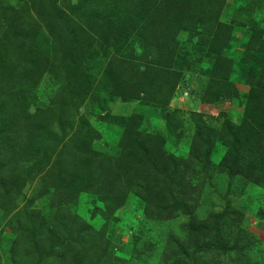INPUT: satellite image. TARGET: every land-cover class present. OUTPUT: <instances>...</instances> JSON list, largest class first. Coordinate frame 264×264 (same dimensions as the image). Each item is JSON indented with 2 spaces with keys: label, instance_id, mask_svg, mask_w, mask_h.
Segmentation results:
<instances>
[{
  "label": "rangeland",
  "instance_id": "374dc122",
  "mask_svg": "<svg viewBox=\"0 0 264 264\" xmlns=\"http://www.w3.org/2000/svg\"><path fill=\"white\" fill-rule=\"evenodd\" d=\"M177 1L0 0V264H264V0Z\"/></svg>",
  "mask_w": 264,
  "mask_h": 264
},
{
  "label": "trees",
  "instance_id": "16d2710c",
  "mask_svg": "<svg viewBox=\"0 0 264 264\" xmlns=\"http://www.w3.org/2000/svg\"><path fill=\"white\" fill-rule=\"evenodd\" d=\"M176 3V5L177 6H175V7H177V9L178 8H183L184 6H182L183 4V2H180V4H178V1L177 0H174V2H173V5ZM165 5H162L161 6V8H160V11L162 10V8L164 7ZM160 11H158L159 13H160ZM159 13H157V16L159 15ZM182 13H183V11H182ZM42 14H44V13H42ZM56 15V14H55ZM57 16V15H56ZM183 17V16H182ZM177 20V19H176ZM177 21H179V20H177ZM220 27H223L222 26V24H220ZM173 31L175 32V33H177L178 32V30H177V28H175V29H173ZM177 31V32H176ZM36 55H37V52H35V55H34V58H32V59H29V62H30V64H32V66L34 67V69H36L37 67H38V63H37V58H36ZM4 66L5 67H11V70H5V67L4 68H2L1 70H0V80L1 81H3V82H5V78H4V76H3V74H2V72H4V71H9V72H11L12 74H13V76H14V73L12 72V70H13V68H16L17 66L16 65H13L11 62H4ZM3 67V66H2ZM138 85H140V84H138ZM133 87H137L136 86V84H134V83H132L131 85H129V91L127 92V93H129V96H131V98H133V97H136L137 96V94L135 93V92H137L136 90H135V88H133ZM137 88H139V87H137ZM137 98V97H136ZM20 100V102H18V105H16V107L18 108V109H20V110H22V111H24V113H29V109H28V107H27V103H26V98L25 97H22L21 99H19ZM0 105H4V111L6 110V104H0ZM3 111V112H4ZM3 112H0V113H3ZM29 116L30 117H32L33 118V120H34V122H32V123H27V125L25 126V131L27 132V133H29V140H28V142L30 143H37L39 140H42V137H41V130H42V124H41V122H39L38 120H36V115H34V114H32V113H30L29 114ZM127 133H128V131H127ZM137 135L138 134H136V136H135V134L133 133L131 136H130V139L129 140H133V142H137L136 140H137ZM146 138H144L143 140H141V141H144ZM133 142H132V145H133ZM130 145H131V142H130ZM135 149V151H138V148H134ZM45 163L46 162H44V165H45ZM46 165H47V167H48V165H49V163H46ZM55 165H56V163H55ZM53 168V167H52ZM52 168H48V172H50L51 171V169ZM102 180H104V179H102ZM109 180V179H108ZM104 181H106V180H104ZM62 182H64V178H63V176H62V174L60 173V176L56 179V181H55V187H60V185L62 184ZM94 182H95V178H92V175L90 174V175H81V176H79V178L77 179V182L75 183V181L73 182V189L74 190H76V191H79V190H81V191H89L92 187H94L95 185H94ZM112 183H110V185H109V187L110 188H114L115 186H116V182L115 181H111ZM96 183V182H95ZM82 250H80L77 254H75L72 258H69L66 262H65V260L63 261V264H81V262L80 261H82L81 260V258H82Z\"/></svg>",
  "mask_w": 264,
  "mask_h": 264
}]
</instances>
